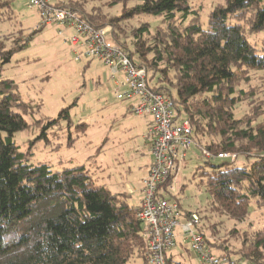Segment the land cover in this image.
<instances>
[{"label": "trees", "instance_id": "16d2710c", "mask_svg": "<svg viewBox=\"0 0 264 264\" xmlns=\"http://www.w3.org/2000/svg\"><path fill=\"white\" fill-rule=\"evenodd\" d=\"M13 1L0 0L2 22L11 19ZM190 1L112 0V5L125 6L115 19L87 12L81 0L59 5L95 28L142 14L163 18L166 29L156 28L148 40L152 32L145 24L134 31L132 48L124 43L123 48L137 68L147 71L154 90L174 101L176 119L190 123L193 140L217 137L218 142L202 146L212 158L195 176L209 192L213 208L243 222L253 199L264 208V118L244 122L235 118L234 108L247 95L239 84L248 81L250 71L264 70V48L259 51L247 39V34L264 32V0H225L209 14L206 29ZM129 2L134 5L128 7ZM30 38L0 49V264H133L136 259L145 264L140 207L126 194L97 184L85 166L56 171L47 164H32L30 155L15 144L14 135L30 126L27 112L35 111L17 83L3 77L2 67L27 48ZM62 119L70 121L69 109L57 119L42 118L46 124L39 139L47 141L50 129ZM219 154L236 158L217 159ZM239 157L247 160L243 166L235 164ZM215 160L223 162L214 164ZM174 179L171 176L160 190L168 193ZM199 231L203 234L200 227ZM206 244L209 247L208 239ZM246 248L240 255L243 260L264 264V230ZM166 264L181 263L167 257Z\"/></svg>", "mask_w": 264, "mask_h": 264}, {"label": "rangeland", "instance_id": "374dc122", "mask_svg": "<svg viewBox=\"0 0 264 264\" xmlns=\"http://www.w3.org/2000/svg\"><path fill=\"white\" fill-rule=\"evenodd\" d=\"M81 1L87 12H102L110 18L122 16L125 8L123 4L112 5V0ZM224 2L191 0L190 6L198 11L201 25L206 29L209 14ZM27 3V0H14L11 19L0 20V49H8L15 41L25 42L31 37L27 48L14 54L11 61L2 67L3 77L17 83L22 98L35 111V115L31 109L27 112L25 120L30 126L14 135L15 144L21 152L30 155L32 164H47L56 171L85 166L97 184L106 185L113 193L126 194L131 204L136 203L134 198L139 193L133 198L128 194L130 190L139 188L152 160L147 141L145 144L143 140L146 119L129 111L131 101L117 98V93L123 89L112 79L104 62L98 59L90 63V60L76 61L72 47L66 42L71 30L47 26L31 36L40 19L38 11L29 8ZM133 5L134 2H129L127 6ZM162 21V17L142 14L125 17L120 24L107 21V27L119 44L123 46L124 43L131 49L135 30L148 24L152 32L146 37L149 40L155 35L156 28L166 29ZM247 39L259 51L264 48V32L247 34ZM248 75V81L239 84L240 90L247 95L234 108V116L244 122L259 116V122L264 118V70L250 71ZM123 77L120 73L117 80ZM65 109H69L70 121L62 119L60 124L50 129L47 141L39 139L40 128L46 124L41 119H57ZM213 141L218 142L215 135L193 140L185 160L178 163L168 198L179 203L183 213L200 215L199 227L210 241L213 255H229L241 264L246 261L240 256L243 249L250 245L256 233L264 230V208H259L253 199L249 204V216L243 222L213 208L209 192L200 177L195 176L196 170L208 160L203 155L202 146ZM221 162L215 160L213 163ZM246 162L244 157H239L235 164L243 166ZM180 222L183 224L186 219L182 218ZM183 246L184 249H178L181 251V255L176 256L178 262L203 264L188 241L185 240ZM133 264L143 262L136 259Z\"/></svg>", "mask_w": 264, "mask_h": 264}, {"label": "built area", "instance_id": "2783aa9c", "mask_svg": "<svg viewBox=\"0 0 264 264\" xmlns=\"http://www.w3.org/2000/svg\"><path fill=\"white\" fill-rule=\"evenodd\" d=\"M64 0H27L29 8L39 14L37 30L47 26H58L71 30L66 42L72 47L76 61L98 59L107 65L112 79L122 92L117 93L121 101H131L129 111L139 117H150L145 139L153 162L148 176L142 181L139 219L142 221L147 242L145 264H166L169 253L177 245V229L181 228L185 240L190 243L203 264H240L227 255L215 256L207 246L204 235L199 231L201 217L191 213L186 218L179 204L168 198V193L160 190L168 179L176 175L178 163L185 160L193 143V129L188 121H177L174 101L154 90L149 83L145 69L137 68L129 54L112 37L108 27L95 28L81 16L59 4ZM61 34L63 32H60ZM123 73L122 80L117 76ZM203 155H212L205 149ZM216 158V157H215ZM235 160L234 154H219L217 159ZM132 193V192H131ZM185 217L186 222L181 223ZM241 264H250L243 261Z\"/></svg>", "mask_w": 264, "mask_h": 264}, {"label": "crops", "instance_id": "0c3cea01", "mask_svg": "<svg viewBox=\"0 0 264 264\" xmlns=\"http://www.w3.org/2000/svg\"><path fill=\"white\" fill-rule=\"evenodd\" d=\"M71 33V32H70ZM91 61H95V60H90V61H88L89 63L91 62ZM141 118H145L146 119V132L143 134V140L145 141V144H146V139H145V135H146V133H147V130H148V126H149V124H150V122H151V118L150 117H141ZM146 146H148L147 144H146ZM148 148V153L151 155V153H150V150H149V147H147ZM151 158H152V160H151V162H150V164H149V166H148V169L145 171V176H144V178L140 181V186H139V188L136 190V191H131L130 190V193L128 194V196L129 197H131V198H133V196L135 195V194H137V193H139V196L138 197H136V198H134V200H136V203H134L133 205H136V206H138V207H140V203H141V195H140V189H141V184H142V181L148 176V173H149V168H150V166H151V164H152V162H153V157H152V155H151ZM132 192V193H131ZM127 196V195H126ZM183 212V211H182ZM185 214V213H184ZM185 216V215H184ZM184 219H186L185 217H183ZM185 242V236L183 235V232H182V229L181 228H178L177 229V245H176V247L169 253V257H171V258H173L175 261H177V258H176V256L177 255H181V251L179 252V250L178 249H182L184 246H183V243ZM180 249V250H181ZM184 249V248H183ZM178 262V261H177ZM180 263V262H179ZM144 264V263H143Z\"/></svg>", "mask_w": 264, "mask_h": 264}]
</instances>
